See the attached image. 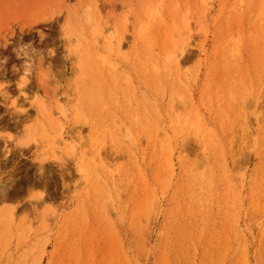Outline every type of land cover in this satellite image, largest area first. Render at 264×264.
<instances>
[{
  "label": "rangeland",
  "instance_id": "374dc122",
  "mask_svg": "<svg viewBox=\"0 0 264 264\" xmlns=\"http://www.w3.org/2000/svg\"><path fill=\"white\" fill-rule=\"evenodd\" d=\"M5 60L0 264H264V0H0Z\"/></svg>",
  "mask_w": 264,
  "mask_h": 264
},
{
  "label": "clouds",
  "instance_id": "9594fccd",
  "mask_svg": "<svg viewBox=\"0 0 264 264\" xmlns=\"http://www.w3.org/2000/svg\"><path fill=\"white\" fill-rule=\"evenodd\" d=\"M25 47H28V46L21 45L18 49L14 50V51H16L18 58L21 56V54H23L22 50ZM5 62H6V60L0 61V71H2V65ZM22 67L24 69L23 76L26 79V83L22 84L20 89H24L25 86L27 85V83H29V80L27 78L30 75L29 65H28L27 61L22 65ZM7 95L9 96L8 93H7ZM0 97H3L5 99L4 96H0ZM24 139H26V137L15 138L11 133L0 132V140L4 141V147H3V149H0V151H2L4 153V158L7 159V157L11 154V151H12V149L8 147V142H14V145L17 148H26L29 145H31V141H29L28 144L23 143ZM57 162H59V160H57ZM0 180H2V177H0Z\"/></svg>",
  "mask_w": 264,
  "mask_h": 264
},
{
  "label": "bare ground",
  "instance_id": "6f19581e",
  "mask_svg": "<svg viewBox=\"0 0 264 264\" xmlns=\"http://www.w3.org/2000/svg\"><path fill=\"white\" fill-rule=\"evenodd\" d=\"M181 53H184V50L181 52ZM162 63V62H161ZM164 63V62H163ZM159 65V64H158ZM161 65H163V64H160V66ZM164 65H167V64H165L164 63ZM162 67V66H161ZM163 68V67H162ZM161 69V68H160ZM150 77H152V76H150ZM151 83H152V81H150ZM150 85V84H149ZM60 139V138H59ZM67 141V140H66ZM60 142H63V139L61 140V141H59L58 143H60ZM200 144V143H199ZM200 146H202V145H200ZM203 147V146H202ZM67 148V147H66ZM56 221H58V220H56ZM53 222V221H52ZM50 226V225H49ZM53 227H54V225H53ZM51 235V234H50ZM241 241V240H240ZM232 242V241H231ZM235 245V244H234ZM232 249V248H231ZM233 250V249H232ZM229 251V250H228ZM231 251V250H230ZM232 252V251H231ZM264 253V252H263ZM233 255V254H232ZM264 255V254H263ZM261 256V255H260ZM206 258V257H205ZM213 260V259H212ZM203 262V261H202ZM255 262H257V261H255ZM208 263V262H207ZM239 264V263H238Z\"/></svg>",
  "mask_w": 264,
  "mask_h": 264
}]
</instances>
